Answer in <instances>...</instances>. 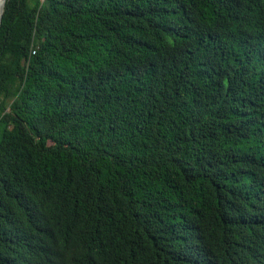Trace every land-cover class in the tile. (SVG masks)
<instances>
[{"label":"trees","instance_id":"obj_1","mask_svg":"<svg viewBox=\"0 0 264 264\" xmlns=\"http://www.w3.org/2000/svg\"><path fill=\"white\" fill-rule=\"evenodd\" d=\"M0 264H264V0H7Z\"/></svg>","mask_w":264,"mask_h":264},{"label":"water","instance_id":"obj_2","mask_svg":"<svg viewBox=\"0 0 264 264\" xmlns=\"http://www.w3.org/2000/svg\"><path fill=\"white\" fill-rule=\"evenodd\" d=\"M6 2H7V0H0V27H1V23H2V16L4 13Z\"/></svg>","mask_w":264,"mask_h":264}]
</instances>
